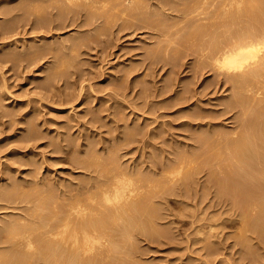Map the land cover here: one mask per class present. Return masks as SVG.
Returning <instances> with one entry per match:
<instances>
[{
    "label": "rangeland",
    "instance_id": "1",
    "mask_svg": "<svg viewBox=\"0 0 264 264\" xmlns=\"http://www.w3.org/2000/svg\"><path fill=\"white\" fill-rule=\"evenodd\" d=\"M20 1L0 0V31L3 30L2 25L9 24L10 26L16 18L18 20L16 19L13 22V28L15 29L16 27V21L22 24L17 26L15 30L12 29L13 31L11 32L7 30L9 34L3 33L4 30L0 32V191L5 190V187L8 188L7 183L15 184L18 181L19 183L17 184L22 186L15 193L17 195L23 191L31 193L29 199H32V202L27 204L15 203L16 205L13 203L9 208V205L0 201L3 206L0 208V224H2L3 220L6 221L9 218L20 216V213L25 212H22V209H27V206L29 208L34 206L38 189L51 190L58 187L70 188V186L71 188H76L81 183L90 181V179L93 180V176L101 174L98 169L90 173L88 170H84L83 161L86 158L87 161L91 160L90 162L96 163L98 166L103 164L104 168L103 165H100L99 168L101 169L102 167L101 170L103 172L110 167V164L113 165L114 160V166L119 167V169L122 168V170H128L133 174L134 178L137 174L136 178L142 176L143 179L153 178L150 184H144L147 190L149 187L153 189V185L154 187L155 185L158 187L160 185L159 188L155 187L157 190L153 189L154 193L157 191L158 196L155 199L156 202L154 201V204H151L162 209V213L164 212L159 214V218L162 217L163 219L159 220L157 218L158 221L156 220L160 223L155 222L157 225L154 224L155 228L159 230L158 232L152 233L151 231L149 235L147 232L136 230L134 232L136 237L132 236V239L136 238V240L131 241V238H129L130 240L124 238V243L122 240L121 244L114 246L115 251L118 254L119 252L121 253L120 255L122 256L120 257L124 259L128 257L129 261L132 262L134 260V264H137V262L138 264H258V261L253 260L248 255L255 250V253L260 255L259 259L263 261V263L259 264H264V253L262 252L264 251V230L259 233L255 232L256 230L254 229L255 231H252L253 234L250 233L251 230L249 232L245 231V228L242 231L243 226L241 223H235V221L233 222L230 219L231 214L234 218L237 214L234 208L229 205V207L214 205V201H212L214 198L208 192V196L205 199L207 201L205 202L204 199H201V197H204V195H201L202 190L205 188H200V180L203 181L207 176L203 174L204 172L198 171V168L193 171L196 164L199 165L201 162L196 159L197 153L199 152L198 154H200V151L194 148L198 144L201 145L200 142L202 143V140H199L200 137H198L202 134L200 130L204 131L208 127L205 134L208 133L207 136H210L211 132V137L217 133L216 130L218 132H229L233 126H236L232 118L236 113L234 111L225 112V104H223L224 99H226L224 97H229L232 94L230 85L225 83L217 84V82L215 84L214 82L217 78L213 71L210 72V70L204 69L203 71L201 70L203 74L199 71L197 73L194 65L197 63L195 59L198 58L194 57V54H190L191 50L188 47L186 49L185 45L181 46L183 43L178 40L177 34H180L177 32L180 29L179 24L185 27V30L191 28L189 23L186 25L183 22L180 23V19L185 16L184 13H181L184 10L181 8L190 7L189 3L191 2H188L190 0H166L167 2L170 1L166 4L167 7L166 5L163 7L157 6V1L149 0L152 3V7L149 1L147 3V5L150 4V8L145 3L147 0L140 1L142 6L145 4V8L148 7L147 9L150 10L151 13L145 9L149 15L147 12L144 13V7L138 10V12L142 13H135L134 11L127 12V14L125 10L122 11V8L121 10L113 8V10L111 8L116 2L119 1V5H127L128 0H110L107 7L104 8L105 10L100 7L97 10L95 9L96 11L92 10V14L94 13L96 17L99 16L96 21V17L91 19V15L86 13L90 8V4H87L88 9H86L87 5L83 4L85 3V0H83L81 6L77 7L75 5L78 11L71 4L72 7L67 12L68 14L66 13L64 16L54 15L53 18L55 20L51 18L55 21L52 22L54 26L51 24L54 28L50 26L51 21L48 22L49 26L47 23L42 26L41 20L36 19L34 14H27L17 10H13L11 15L4 13V11L7 12L9 10L10 4L12 7ZM44 1L42 0L41 2L44 6L47 4L45 13L49 10L58 13L56 8L55 10L53 8L49 9L51 5L55 4L56 6L59 4L57 0L55 2L54 0ZM141 3L139 4L141 5ZM111 5L113 6L111 7ZM108 6H110L111 10L108 11L110 12L109 15L112 17L108 13L103 14L104 11L107 12ZM73 7L76 10H73ZM80 7H82V11ZM5 8L8 10H5ZM84 8L86 10H83ZM73 11L76 14L81 13L80 16L78 14L73 19V15H75ZM114 11L119 12V14L116 15ZM97 12L104 16L102 17ZM121 12H125L127 15L124 13L121 15ZM129 13H134V17H131L133 15ZM87 14L89 17L85 16ZM136 14L138 15L136 16ZM13 15L16 16L10 22V18ZM46 15L48 16L47 13ZM145 15L147 17L150 16L151 19L148 21ZM180 15L182 18H180ZM68 16L69 18H67ZM153 16L155 21L152 19ZM65 17L67 18L66 20H64ZM58 19L63 22L61 23L63 25H59L61 27L58 26V29H56ZM89 19L91 20L89 21ZM84 21L91 23L87 26ZM161 21H165L166 24H173L171 26L174 32H171L172 36L169 39L173 38L172 40H175V42L168 40V37L165 39L164 35L161 34V31H164L160 26ZM176 25H178L177 30ZM167 27L170 29V26L166 25ZM172 27L170 30L173 31ZM3 34H6V37ZM78 35L81 37L84 35L89 43L86 41L87 44H83V48L78 47L80 48L78 51L69 48L71 51L68 52L69 49H63L61 45L66 44L71 39V36L74 38L78 37ZM58 39L62 42L60 43ZM177 40L179 42H176ZM55 41L58 42V45ZM52 43L57 46L55 44L51 46ZM42 46L44 49L42 56L37 55L38 50H41ZM60 46L61 49H59ZM158 48L160 50L163 48L162 52ZM167 48H170V51ZM172 48H178L182 56L178 53L180 57H175L177 50H174V52ZM157 50L160 52H157ZM74 51L77 53H74ZM171 51L174 53L171 54ZM182 51L184 53H181ZM14 52L18 59L14 56ZM56 52L63 54V56L65 54L70 56L68 58L73 59L72 64L61 66V62L57 61L62 58ZM66 52L70 53V55ZM8 54H10V57ZM169 55L171 57L174 55L172 57L173 60ZM174 62L176 63L174 64ZM59 65L61 68L57 67ZM61 71L63 73H60V75L59 72ZM52 75H56L53 82L51 79ZM212 80L215 81L212 82ZM209 82H212V85ZM206 85L209 87L206 88ZM184 88L189 90L191 88L190 92L193 93L187 95L188 97L190 96L188 99H184L181 95V92L185 90ZM71 93L73 99L70 100L72 98ZM217 111L225 113L221 116V113L218 112V114ZM199 114L198 118L204 115L203 117L206 119L202 117V120L194 117V115ZM208 114V118L205 117ZM212 115L216 117L214 118ZM210 116L212 117L210 118ZM220 126L223 127L220 128ZM224 126L230 127L225 128ZM215 127L218 128L216 129ZM228 128L230 130H227ZM208 130L210 131L208 132ZM214 130L215 132H213ZM25 138L28 140L27 143H25L26 141L24 142ZM19 145L23 147L21 148ZM187 151L190 154L193 152L191 155L188 154V156L193 157L194 153L195 156L192 160L193 162L188 164V166L192 167L191 173L188 171L189 167H185V170L187 169L185 173H193L190 183L195 180L198 183L194 182L191 184L192 187L190 189L189 185H181V179L186 174L180 173V176L184 175L183 177L181 176L180 180L175 178L174 180L176 181L170 180L164 186V180L166 181L168 177L171 178L177 171L178 165L177 163H172L169 165V169L163 172L160 171L161 173L158 172L157 165L159 166L165 158L178 160L180 156H186ZM109 161L110 163H108ZM155 166L156 170L153 169ZM29 178L30 180L33 179L32 182ZM159 178H162L163 183L159 182ZM23 179L29 181L26 183ZM161 185L164 188L166 187L161 189V191L163 190L162 193L160 192ZM172 186L175 187L171 189ZM186 187L187 189L185 190ZM35 188L37 192L34 191ZM172 190L174 192H171ZM201 200L204 202L201 203ZM30 212H32L31 208ZM204 223H212L216 227L210 231L207 227L209 224L206 226ZM200 228L202 229L200 230ZM204 229L206 232L209 230V233L207 232V234L205 231L202 233ZM243 233H248L247 236L249 237L246 240L244 238L245 243L249 241L246 243L247 245L243 244L244 241L239 237ZM128 251L131 254L133 253V257ZM215 251L216 253H214ZM118 254L114 255L119 257Z\"/></svg>",
    "mask_w": 264,
    "mask_h": 264
},
{
    "label": "bare ground",
    "instance_id": "2",
    "mask_svg": "<svg viewBox=\"0 0 264 264\" xmlns=\"http://www.w3.org/2000/svg\"><path fill=\"white\" fill-rule=\"evenodd\" d=\"M8 1H10V0H8ZM41 1L42 0H21L19 3L13 5L12 7L10 4L9 10L7 8H5V10L7 9L8 11L7 12L4 11V13H8L11 15L13 13L12 12L13 10H17V11H23V13L25 12L27 14L28 13L34 14V17L36 15V19L41 20L42 26H43V24L44 25L46 23L48 24V22L51 21L50 26L52 27V25L54 26V23H52L55 20L53 18L54 15L64 16L71 9V7H72L71 4H73V6L76 5L77 7H79V6H81V4L83 2V0L82 1L81 0H57L59 4L57 3L58 5H56V6H55V4L51 5L49 3L51 5V6L49 5L50 6L49 9L53 8L55 10V8H56L58 10V11L56 10L58 13H54L53 10L52 11L49 10L50 12L49 11L46 12L48 14V16H47L46 13L44 12V11H47V7H45V6H47V4L44 6ZM108 1H110V0H85V3H83V4H85V5L90 4L89 9H88V5L86 6V9H88L87 10L88 12L86 11V13L91 15V19H93L96 16L94 15V13L93 14L91 13L92 10H95V9L97 10V8H99V7L101 9L102 8L104 9L105 7H107ZM114 1H116V0H114ZM140 1L142 2L144 0H128L127 5H125V4L119 5L118 4L119 1H118V2H116V4L114 6L111 5V7L113 6L111 9H113V8L118 9L119 8L121 10V8H122V11L125 10L126 13L127 12H134V11L136 13V12H138V10H140L141 8L144 7L143 10L145 13V12H147L145 9H147L150 4L152 7V3L149 0H147V2L145 1L146 5H147V3L150 2V4L147 5L148 6L147 8H145V6H144L145 4L142 6V3ZM155 1H157L156 2L157 6H162V7L165 6L166 4H168V2H170V1L167 2L166 0H155ZM5 2H7V1H5ZM44 2H46V0ZM54 2H55V0H54ZM138 2L141 3V5ZM188 2H191V3H189L190 7L185 6L184 8H181V9H184V10H182L181 13H184L185 16H183L181 14L184 18L183 19L182 16L180 15L181 16L180 18H182V19H180V23L183 22V23H185L184 25L189 23V27H191V28L189 30H185V27L181 26L178 23L180 26V29H178V25H176L177 28L176 27L175 28H176V30L178 29L177 32L180 34H177L179 38L177 36H175V37H177L178 40L181 43H183V44H181V46L185 45L186 49L188 47V49L191 50L190 54H194L195 55L194 57L198 58V59H195L197 62V63L195 62L196 65L193 64L195 66V69H196L195 71L197 73H198V71L201 72V70L203 71L204 69L210 70V72L213 71L215 73V76L217 79L215 78L216 81L214 80L215 81L214 82L212 80V82H214L215 84L217 82V84L225 83L226 85L227 84L230 85V89L232 88L231 89L232 94L229 95V97H227V96L224 97L226 99H224L223 104H225V106H224L225 112L229 113L231 111H234L236 113L235 116L232 117L234 119V120L232 119L234 122L231 120L234 124H236V126H233V128L231 130L228 128L227 130H230L229 132H222V131L218 132L216 130L217 133H215V135H213L211 137V134H212L211 132H210V136H207V134H208L207 132H206L207 134H205V131L207 130L208 127L205 126L206 130H204V131L200 130L202 132V134H201V136H198V137H200L199 140H202V143L200 142L201 145L198 144V146H195L194 148H197V150L200 151V154H198L199 152L197 153L196 159L197 160L199 159V161H201V162L199 165L196 164L193 171H195V169L198 168V171L200 170L202 173L204 172L203 174L207 176L206 179H204L202 177L204 180L202 178H200L203 180V181L200 180V188L202 187V188H205L203 190H207V191L202 190L201 196L204 195L205 198L201 197V199H204V201H205V199L208 196L207 192L211 193L212 195L211 194L210 195L212 196V198H214L212 200V201H214V205H217V206L218 205H221V206L225 205L227 207L230 206L231 208H234L235 213H237V214L235 215V218L231 214L230 219L233 222L234 221H235V223L240 222L241 225L243 226L242 229L245 228V231H248V232H249V230H251L250 233H252V231L254 232L255 230H256L255 232L262 233V231L264 230V0H190ZM1 4H2V2H1ZM85 5H83V6H85ZM172 5H173V3H172ZM77 7H76V9H77ZM108 7H109L108 8L109 10L106 9L107 12L104 11L103 14L108 13V15H109L110 12H108V11H111V10H110V6H108ZM166 7H167V5H166ZM80 8H81L80 10L82 11V7H80ZM76 9H74V7H73V10H76ZM86 9L84 8L83 10H86ZM117 9H115V10L117 11ZM147 10H149V9H147ZM172 10L174 11V9H172ZM178 10H176V11H178ZM76 11H78V9ZM89 11L91 14L89 13ZM116 11H114V12H116ZM100 12H102V11H100ZM0 13H1V9H0ZM123 13L126 14L125 12H123ZM123 13L121 12V15ZM138 13H142V12H138ZM149 13H151L150 10H149ZM73 14H75V15H73V19H74L77 17L76 15H78L79 13L76 14V12L73 11ZM80 14H79V16H80ZM88 14L85 16L89 17ZM103 14H101L102 17L104 16ZM115 14L117 15V14H119V12L118 13L116 12ZM147 14H148V12H147ZM26 15H24V17H26ZM112 15H114V13H112ZM130 15H133L131 17H134L135 14L131 13ZM137 15L138 14H136V16ZM15 16L14 15H13V17L11 16L10 22H12V20L15 18ZM109 16H111V15H109ZM145 16H143V17L145 18ZM150 16H151V14H150ZM150 16H148V17L146 16L148 21L152 17V16L151 17ZM51 18H53L54 20H52ZM58 18H60V17H58ZM67 18H69V16ZM67 18L65 17L64 20H66ZM97 18H99V16H97L95 18V21L97 20ZM91 19H89V21ZM152 19L155 21L154 16ZM171 19H172V16H171ZM59 20L60 19H58L56 22V24L58 23L56 25L57 26L56 29H58L59 25H63V24H61L63 22H60L61 20L60 21ZM64 20L62 19V21H64ZM71 21H74V20H71ZM13 22H12V24H10V26H12L14 24ZM84 22H85V24L87 23L86 21H84ZM150 22H151V20H150ZM7 23H9V22H7ZM16 23H18V24H16ZM16 23H15V26H16L15 29L17 28V26L22 25V24H19V22H17V21H16ZM90 23L91 22H88L87 26ZM37 24H39V23H37ZM166 25L170 26V29H171V27H172L171 25H173V24H170V23L166 24L165 21H161L160 26L164 30V31H161L162 32L161 34L164 35L165 39H167L166 37H168V40H172L173 38L169 39V37L172 36L171 32H174V29L172 27V29H173V31H172L168 27L166 28ZM2 26H3L2 29L4 31L8 30L11 32V31H13L12 29H14L13 26H12V28H10L9 24H6V25L4 24ZM48 26H49V24H48ZM48 26H47V28H49ZM164 26H165V28H164ZM59 27H61V26H59ZM35 28L37 29V27H35ZM52 28H54V27H52ZM52 28H50V29H52ZM3 30H1V31H3ZM43 30H44V28H43ZM4 31H3V33L9 34L8 31L7 32L6 31L4 32ZM82 32H83V30H82ZM177 32H175V33H177ZM3 35H4V37H6L5 36L6 34H3ZM173 35H174V33H173ZM10 38H11V36H10ZM61 40H62V38H61ZM61 40H59L60 43L62 42ZM178 40L176 42H179ZM86 41H87V43H89V41L86 40L84 35H82V37L80 35H78V37L76 36L74 38L71 36V39L68 40V42L66 44L64 43L61 46L63 47V49H65V48L69 49L70 48L73 50L75 49V51L76 50L78 51V49L83 48V44H87ZM173 41L175 42V40H172L171 42H173ZM25 43H26V41H25ZM55 43L57 44L58 42L55 41ZM54 44L52 43L51 46H54ZM173 44H176V43H173ZM51 46H50V49H51ZM61 46L59 47V49H61ZM78 47H80V48H78ZM41 48H42L41 50L40 49L38 50L37 55L42 56L44 49H43V46ZM178 48H174V49L172 48V49H173V51L174 50L178 51ZM70 49L68 52L71 51ZM162 49L160 50L158 48V50H160L161 52H162ZM53 50H54V47H53ZM158 50H157V52H160ZM168 50L170 51V48ZM75 51H74V53H77ZM177 51L176 52L174 51L175 53H177V55H175V57L179 58L180 55L182 56V54H180L179 51L178 52ZM165 52L167 53L166 50H165ZM174 52L171 51V54H173ZM186 52L188 53L187 50H186ZM63 53H65V52L63 51ZM168 53H170V52H168ZM178 53L180 54L179 56H178ZM181 53H184V52L182 51ZM15 54L16 53L14 52V56H16ZM57 54H59V53H57ZM9 55L10 54H8V56ZM68 55H70V53ZM58 56L62 59H58V61L57 60L56 61L57 62L60 61L61 66H63V65L68 66V64H70L73 60L71 58H68L70 56H67L66 54H65V56H63V54L61 55V53H60ZM58 56H56V57L58 58ZM152 56H154V55H152ZM173 56L174 55H172V57ZM169 57H171V56L169 55ZM175 57H174V59L177 60V58H175ZM36 58H38V57H36ZM17 59H18V57H17ZM155 60H157V59H155ZM172 60H173V58H172ZM34 62H36V61H34ZM175 63L176 62H174V64ZM60 65L57 67L59 68ZM55 67H56V65H55ZM60 70H62V69H60ZM67 70H65V71H67ZM60 73H63V72L61 71V72H59V74ZM54 74H55V72H54ZM201 74H203V73L201 72ZM55 76L56 75L51 76L52 82H53V79L55 78ZM212 82L211 83L209 82V84L212 85ZM215 84H213V85H215ZM207 87H209V86L206 85V88ZM163 88H165V87H163ZM190 91H191V88H190V90L185 89L183 92H181L182 94L181 93L180 94L182 95V97L184 99L185 98L188 99L190 96L188 97L187 95L189 93H191ZM165 93H166V91H165ZM68 94H70V93H68ZM180 94H178V95L180 96ZM191 94H193V93H191ZM71 95H72V93H71ZM71 99H73V95H72V98H70V100ZM175 101H176V99H175ZM182 103H184V102H182ZM200 112H197V113H200ZM218 112L219 111H217V113ZM225 112H223V113H225ZM215 113H216V110H215ZM219 113H221V112H219ZM223 113H221V116L223 115ZM224 115H226V114H224ZM198 116H200V114L194 115V117H197L196 119H199V118L202 119V117L204 115L202 116V114H201L202 117H199V118H198ZM207 116H209V114L205 115V117H207ZM212 116H214V115H212ZM212 116H210V118ZM215 117L216 116H214V118ZM204 119H206V118H204ZM208 120H210V119H208ZM194 121H195V118H194ZM212 124H211V126H212ZM206 125H208V124H206ZM218 125H219V123H218ZM199 126H200V124H199ZM201 126H202V124H201ZM222 127L223 126H220V128H222ZM227 127H230V126H227ZM227 127H225V128H227ZM200 129H201V127H200ZM197 130H199V129H197ZM209 131L210 130H208V132ZM224 131H226V130H224ZM34 132H33V134H34ZM213 132H215V130ZM27 134H29V133H27ZM29 138H30V136H29ZM27 141L28 140L25 138L24 142L27 143ZM20 145H22V144H20ZM20 145H19V147H21ZM188 154H190V153L188 152L186 154V156L188 158L191 157L190 156L191 154L189 156H188ZM186 156L182 155V157L180 156V158L178 160L177 159H171V158H165L159 166L157 165V167H158L157 169L159 170L158 172H160V171L163 172V171L169 169V165L172 163H177V165H178L177 171L175 172V170H174L175 173L173 172L174 174L172 176L170 175L171 178H169V177H168V179L165 178L166 181L167 180L168 181L166 183V181L164 180V184H163L164 186L167 185L170 180L173 181L175 178L180 180V178H182L184 175L183 176L181 175L182 176L181 177L179 174L180 173L184 174L186 172L187 169L185 170V167H189L188 171H190V173H191L192 167L188 166V164L193 162L192 160L195 156V153H194L193 157H191L192 159L191 158L188 159ZM178 157H176V158H178ZM90 161L91 160L87 161V158H86V160L83 161V163H84L83 166L85 168L84 170H88L89 173L94 172L93 170H96V169H98L99 172L101 171V174L93 176L94 177L93 180L90 179V181H87L85 183H81V185L76 187V188H71V186H70V188H63V187H60V188L58 187L59 189L58 188L57 189H51L50 188L51 190H48L46 188H45L46 190H42L43 189L42 188V189H38L37 190L38 192L36 191V188H35L34 191H36L38 194L35 197L37 199L35 201L34 206L30 207L32 212H30V208H29V206H27L26 207L27 209H25V210L22 209V212L23 211L26 212L29 209L26 213L25 212L22 214L20 213V216L17 215L18 217H13L12 219L9 218L6 221L5 220L2 221V224H0V264H134L133 263L134 260L131 262L127 259L128 257L126 259L120 257V256H122V255H120L121 253L119 252V254H118V252L115 251L114 246L121 244L120 242L124 238L125 239L131 238V241L136 240V238L134 240L132 239V236H134V232L136 230H141V231L147 232L149 235H150L149 232H151V231H152V233H156L155 231H157V232L159 231L158 229L155 228L154 224L160 223V222H157L158 219L160 220L162 218V217L159 218V216H160L159 214H163L164 212L162 213L161 212L162 209L157 208L155 206H152V204H151L154 201L156 202L155 199L158 196L157 195L158 193H156L157 191L155 192L156 194L154 193V190L156 189L155 187L157 185H155V187H154V185L152 186L154 190L150 189V187L147 190V188L144 187V184H147V183L150 184V182H152L151 179H153V178L143 179L142 178L143 176L140 178H136V176L138 175L137 174V175H135V178H136L135 179L133 177V174L131 172H129L128 170H126V169L122 170V168L119 169V167L114 166L115 165L114 160H113V165L110 164L109 165L110 167H108L106 170L103 169L104 172L101 170L102 167H101V169H99L100 165H103V164H100L98 166V164H96V163L94 164ZM108 163H110V161ZM111 163H112V161H111ZM194 163H195V161H194ZM79 164H81V163H79ZM105 165H107V164H105ZM103 168H104V165H103ZM155 168H156V166L153 169L156 170ZM153 169H152V171H153ZM183 170H185V171H183ZM95 172H97V171H95ZM133 173H134V171H133ZM202 173H200V174H202ZM192 175H193V173L192 174H186L181 179L182 182L179 181L180 184L181 185L182 184L183 185H189L190 187L189 186H187V187H189V189H190L192 187L191 184H193L196 181L195 180L194 182L190 183V180L193 178ZM162 178H164V177H162ZM162 178L158 179L159 182H161V183H163ZM23 180L25 181V179H23ZM29 180H30V178H29ZM32 180H30V181L32 182ZM28 181H25V182L27 183ZM174 181H176V180H174ZM156 182H157V179H156ZM17 183H19V182L17 181ZM17 183H15V184L14 183L13 184L7 183L8 188L5 187L6 188L5 190L3 189L0 191V201H3L7 205H9V208H10V205H12L13 203L14 204L15 203L16 204H20V203L21 204L22 203L27 204V203L32 202V199H29V197L31 196V193H27L24 191L20 192L18 195L15 193L17 190H19L20 186H22L21 184H17ZM44 183H45V181H44ZM161 183H159V184H161ZM195 183H198V182H195ZM173 184H174V182H173ZM78 185H79V183H78ZM35 186H36V184H35ZM39 186H40V184H39ZM164 186H162V188H160L161 193L163 191V190L161 191V189H163ZM177 186H179V185H177ZM143 187H144V189H143ZM159 187H160V185H159ZM173 187H175V186H172L171 189ZM187 187L185 188V190L187 189ZM175 190H176V188H175ZM168 192H170V191H168ZM171 192H174V191L172 190ZM64 196H66V197H64ZM204 201L201 200V203ZM1 207H3V206L0 204V208ZM13 207H15V206L13 205ZM22 207H24V206H22ZM228 210H230V209H228ZM184 213H185V211H184ZM225 213H227V212H225ZM206 214H207V212H206ZM161 216H163V215H161ZM221 216H223V215H221ZM204 224H206V223H204ZM208 224H206V226L208 225L207 227L209 228L210 231L216 227L215 224H212V223H208ZM219 224H220V222H219ZM200 225H202V224H200ZM200 225H199V227H200ZM202 228H200V230ZM209 230H207L208 233H209ZM204 231L206 232L205 229L203 230V232L202 231H200V232L204 233ZM242 231H244V229ZM242 231H240V232H242ZM247 234L248 233H243L240 236L238 235L239 237H241L240 239L242 241H244L243 244H245V245H247L246 243L249 242V241L248 242L246 241V243H245L246 238L249 237V236H247ZM260 235H262V234H260ZM134 237H136V236H134ZM207 237H208V235H207ZM239 237H238V239H239ZM250 237H251V235H250ZM244 238H245V240H244ZM248 239H250V238H248ZM128 242H130V241H128ZM123 243H124V240H123ZM136 244H134V245L137 246ZM216 251L214 253H216ZM255 252L256 251L254 250V252H250L248 255H250L253 260L258 261L259 263H263V261L259 259L260 255H257ZM262 252L264 253V251H262ZM114 254H116V255L118 254L119 257H117ZM127 254L128 253H126V255ZM129 254H131V252H129ZM132 255H133V253L131 254V256ZM127 256H129V255H127ZM132 257H130V258L133 259ZM134 257H135V255H134ZM245 258H246V256H245ZM136 261H137V259H136ZM137 264H138V262H137Z\"/></svg>",
    "mask_w": 264,
    "mask_h": 264
}]
</instances>
